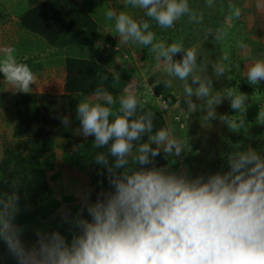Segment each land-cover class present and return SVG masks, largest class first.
I'll use <instances>...</instances> for the list:
<instances>
[{"label": "clouds", "instance_id": "clouds-1", "mask_svg": "<svg viewBox=\"0 0 264 264\" xmlns=\"http://www.w3.org/2000/svg\"><path fill=\"white\" fill-rule=\"evenodd\" d=\"M206 4L210 8L214 0ZM125 5L142 9L162 29L173 28L185 16L203 21V13L194 11L189 0H125ZM229 10L230 19L240 18L239 6L229 4ZM105 17L114 21L121 43L149 46L163 63L164 74L183 82L182 98L189 113L199 110L206 121L215 119V107L227 98L236 116L225 114L221 121L232 132L250 126L245 119L247 95L234 89L213 93L211 81L195 74V48L157 41L148 20L138 21L127 12L108 9ZM223 35L221 29L219 38ZM2 52L4 80L15 91L30 93L36 82L32 69L17 61L14 48ZM227 60L225 52L222 61ZM225 71L223 63L214 66L217 76ZM246 77L251 86L264 81V59L248 65ZM161 82L166 88L173 86L172 79L156 81ZM192 97L203 104L197 105ZM146 103L131 87L118 101L100 87L94 98L77 103L78 134L93 137L96 149L107 148V153L97 151L94 161L106 169L110 190L98 192L94 202L86 191L75 216L63 213V221L75 229L70 240L58 230H37L36 242L26 247L23 229L14 222L19 211L18 182H12V191L0 192V241L17 264H264V154L237 145L226 156L228 169L206 176L169 170L175 159L169 166L157 167L155 157L161 152L165 159L180 157L186 141L167 127L154 131L155 113L145 108ZM161 107L166 109L167 103ZM60 119L68 126L67 117ZM256 124L264 126V107L257 112Z\"/></svg>", "mask_w": 264, "mask_h": 264}, {"label": "trees", "instance_id": "trees-1", "mask_svg": "<svg viewBox=\"0 0 264 264\" xmlns=\"http://www.w3.org/2000/svg\"><path fill=\"white\" fill-rule=\"evenodd\" d=\"M230 15L229 6L223 1L213 12L203 13L204 19L216 20L215 23L208 21V25L217 29L218 36L209 33L206 38L213 50L219 52L215 51L217 56H213L212 66L217 63L226 66L224 75L217 76L213 68L207 78L211 82L216 81L215 93L234 89L246 94L245 118L250 116L248 120H251L259 104L264 103V81L249 85L246 72L236 67L235 62L239 60L236 56L227 60L231 65L222 61L224 48L232 40L230 29H234L232 35L235 39L243 31L242 20L230 19ZM143 19L150 20L145 15ZM17 24L40 36L47 45L60 49L64 68L62 92L15 93L11 134L0 144V192L12 191V182H18L16 191L20 197L19 211L14 222L23 226L44 219L65 201L77 200L85 193L80 190L81 184L86 186L92 202L98 192L110 190L106 169L94 161L96 152L107 153V148L96 149L93 137L78 134L80 123L76 118V105L84 99L94 98L96 89L100 87L105 88L118 101L126 76L123 71L113 70L116 60V56L112 55L114 51L109 49L104 52L94 46L97 22L79 0H38L17 15ZM221 29L228 34L225 39L219 38ZM248 57L254 61L264 59V54L251 51ZM162 95L167 105L175 100L174 95L168 91ZM199 104H203V101L199 100ZM145 108L155 113L154 131L167 127L156 104H145ZM177 114L178 119L174 122L183 128V120L180 118L182 113ZM61 117L69 119L68 126L61 123ZM260 129L244 131L240 137L249 139L252 148L264 154V135H260ZM146 140L145 135L142 142ZM56 141L61 142L58 154L55 151ZM167 161L162 152L154 158L157 167L164 166ZM0 264L8 263L0 259Z\"/></svg>", "mask_w": 264, "mask_h": 264}, {"label": "rangeland", "instance_id": "rangeland-1", "mask_svg": "<svg viewBox=\"0 0 264 264\" xmlns=\"http://www.w3.org/2000/svg\"><path fill=\"white\" fill-rule=\"evenodd\" d=\"M79 1L84 6V8L97 20L98 23L102 24L103 22H109V20H107L105 17V12L109 9V3L114 0ZM221 1L226 2L228 6L229 4H235L241 8L242 14L240 19L242 20L241 24L243 25V31L241 32L238 39H235L232 35L234 29H230L231 32L229 35L232 36V40L230 42L228 41L224 51L228 53L229 58L236 56V58L239 59L237 62H235L236 67H238L240 71L243 70L246 72L247 66L250 65L253 60L248 57L250 52L247 51V45L245 42V39L250 37V35L245 31V13L243 10L245 5H241L242 0H214V4L210 8L207 6L206 0H189V5L197 13H209L213 12L214 9L221 3ZM32 2V0H0V15L4 12V7L13 11L15 15H18L21 11L32 5ZM135 11L131 8L129 13ZM143 17L144 15L142 14L140 20H144ZM148 21L151 25L149 30L155 33L157 41L163 40L166 43L182 42L185 48H195L197 52V68L195 74L200 75L202 79L208 80L207 75H210L208 72L214 68V66H212V58L213 56H217V49L215 52L213 47L209 45V40H206V38L209 33L214 35L216 34L215 37L218 36L216 33L217 29L211 24L208 25V21H214L212 23H215L216 20L213 18H203L201 23H196L185 16L177 21L175 26L170 29H162L156 24L155 21ZM218 21H220V19ZM178 29H180L179 32ZM227 35L228 34L223 35L222 38L225 39ZM97 47H99V49L104 52L109 49L114 51L112 55L116 56V60L113 64L115 67L113 70L117 72L123 71L124 75L126 76L124 79V87L120 92L121 95L124 93L126 88H134L137 98L141 102L147 101V105L156 104L164 116V119L167 123V128H170L173 134L178 138L184 139L186 141L185 150L181 156L169 157L167 163L162 167L169 166V161L175 159L176 163L170 165L169 170L176 172L187 170L189 177H195L197 175L206 176L207 174L214 172H224L228 169L226 156L229 152L235 150L237 145L242 147H252L249 139L241 138L240 133H245L248 130L250 131L261 127L260 135H264V126L256 124V115L258 111L253 114V119L248 120L250 116L248 119L245 118L246 124L250 125L246 130H241L240 132L230 131L220 119V117L225 114L232 115L233 118L236 116L229 106L230 101L228 99H224V102L222 101L221 104L215 107L217 114L215 119L206 121L204 119L205 113L199 110L189 113L187 105L184 103L182 98L183 82L179 81L175 77H167L164 74L163 63L156 60L155 54L151 52L149 46H142L136 42L123 44L118 38L114 36L109 41H104ZM35 48H39V45L36 41L28 42L22 40L20 37L18 53ZM40 52L43 53L40 54ZM48 56V51L42 49L39 50L33 57H42L43 59H38V61L45 62L47 60L46 57ZM174 59H179V56L174 57ZM226 63L231 65L229 61H226ZM28 66L30 68H34L36 63L29 62ZM38 69H41V72H45L46 66L38 67ZM215 78L217 79L218 77L215 75ZM164 79H172L173 86L171 88H166L162 82L158 84L156 83L157 80L163 81ZM215 82V80L211 82L213 93H215V88L217 86ZM188 83L191 84V77H189ZM154 84L155 87L151 89L150 86ZM192 87L195 88L196 85H192ZM165 91L172 93L175 97V100L169 104L165 110H163L160 107L159 98L157 96L155 97L153 93H163ZM192 99L197 105H201L199 104V100H197L195 97H192ZM262 107H264V103L259 104L258 110ZM177 113H182V116H179L183 120V128H179L180 124L177 125V123L174 122V120H177L175 119V115H178ZM60 150L61 142L56 141L55 151L57 154L60 152ZM133 166L140 167L139 165ZM80 190L84 193L87 191V188L81 184ZM76 199L77 200L63 202L53 213L40 221L20 226L23 229L21 240L25 246L30 247L36 242L35 233L37 230L41 232H51L53 230H58L62 235L70 240L71 233L75 231V229L72 228L70 224L63 221L62 215L64 212H67L71 218L79 212V210L82 208L81 197ZM84 215L87 216L86 212ZM0 259L8 264H17L16 259L8 252L7 246L3 241H0Z\"/></svg>", "mask_w": 264, "mask_h": 264}, {"label": "crops", "instance_id": "crops-1", "mask_svg": "<svg viewBox=\"0 0 264 264\" xmlns=\"http://www.w3.org/2000/svg\"><path fill=\"white\" fill-rule=\"evenodd\" d=\"M32 1L33 2L31 4L38 0ZM241 5H245V8L243 9L245 13V31L250 35L246 41L247 51H259L260 54H264V0H242ZM108 7L118 13L121 11L127 12L138 21L140 20L141 15H144L142 9H135L131 6H126L125 0H114L109 3ZM131 8L136 11L129 13ZM3 10L4 12L0 15V58L3 56L2 50L4 48H14V56L18 62L26 63L27 65L29 62L36 63V66L31 68L36 76V82L31 86L32 91H45L53 93L62 92L64 77L62 51L58 48L47 45L43 39H40L41 37L39 38L38 35H34L33 33L19 27L17 24V14L15 15L13 11L6 7H4ZM114 36L119 39L118 33H116L114 28V21L103 22L102 24L97 22V29L94 36V46L97 47L102 42L109 41ZM20 37L24 41H36L39 48L18 53ZM42 49L47 50L49 53L45 62L38 61V59L42 60V57H33L39 50ZM42 53L43 52H40V54ZM42 66H46L45 72H41V69H38V67ZM16 92L17 91H15V89L4 80L3 75L0 74V144L3 139H8L11 134V125L14 121L13 100Z\"/></svg>", "mask_w": 264, "mask_h": 264}, {"label": "built area", "instance_id": "built-area-1", "mask_svg": "<svg viewBox=\"0 0 264 264\" xmlns=\"http://www.w3.org/2000/svg\"><path fill=\"white\" fill-rule=\"evenodd\" d=\"M153 95L156 97H158L159 98V103H160V107H161V104L162 103H164V102H166V99H165V97L162 95V93H153ZM167 103V102H166ZM168 106V105H167ZM162 108V107H161ZM162 109H164V108H162ZM175 119H178V116H176L175 115ZM180 126H181V124H180Z\"/></svg>", "mask_w": 264, "mask_h": 264}]
</instances>
